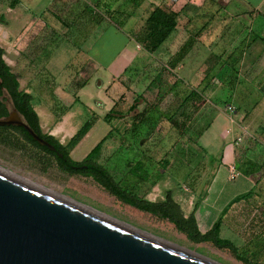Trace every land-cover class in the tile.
I'll return each instance as SVG.
<instances>
[{"label":"trees","instance_id":"1","mask_svg":"<svg viewBox=\"0 0 264 264\" xmlns=\"http://www.w3.org/2000/svg\"><path fill=\"white\" fill-rule=\"evenodd\" d=\"M12 1V9H15L19 0ZM68 3L69 1L63 4L64 10L54 9L53 11L55 18L67 31L71 30V27L76 23V21L70 20ZM77 5L78 9H81L79 10L80 15L84 16L85 20L87 19V24L99 25L106 18L114 21L113 13L109 10L108 16L105 13L102 14L99 5L93 0H77ZM130 16L128 15L127 18ZM180 16V12L170 8L155 7L147 18L143 29L134 35V40L148 54L159 55L164 45L177 31ZM84 18H80L77 25H81ZM5 22V15H0V25ZM116 25L121 28L123 24L116 23ZM86 29V32L82 31L79 34L81 40H88L92 36V31H88V27ZM5 54V49L0 46V119L7 118L10 114L5 100L2 99V96L7 94L8 99L13 101L14 108L26 123L40 137L55 146L64 157L59 158L57 153L40 146L25 129L17 127H0V147L27 156L44 173L57 167L60 172L70 177L90 178L124 204L173 224L177 230L187 235L195 243H212L220 249L228 250L243 264H264V241L260 240L259 236L254 241H245L242 247L220 238L225 218L229 211L238 204H252L253 207L238 211L243 216V220L240 221V230L245 233L247 228L249 230L253 228L246 226L247 223L249 225L254 223L259 227L257 229H260L263 222L261 217L249 221L248 216L256 211L264 213V208L258 203V199H262L264 202V198L255 188L234 198L208 232H201L196 219V212L208 194L205 186L209 185L212 178L208 173L204 174L208 170L206 162L210 156L201 139L212 127L218 114L216 105L213 103V96L219 88V83L214 81L215 77L206 78L200 88L185 85L181 79L176 78L170 88L165 89L163 83L165 75L170 74V69L175 70L177 65L172 64L166 67L159 61L150 64L141 80L137 82L138 88H141L143 83H147V87L141 92H135L133 105L128 112L137 111L141 102L146 104L145 110L129 118L128 115L118 112L114 107L104 117L105 122L112 125L111 131L83 161H76L71 156L72 152L91 132L99 117L93 114V117L83 124L66 145H63L56 137L45 134L41 127L40 116L33 104L34 96L21 88L20 77L5 61ZM229 68L233 71L239 69L235 66ZM209 69L212 72L217 69V66H210ZM226 84L229 86V82ZM85 86L86 81L78 86L74 93L75 97ZM170 93L175 97L172 109L161 111L160 105L165 100V95ZM78 101L79 99L76 97V102ZM209 103L213 104L215 109H211L208 106ZM118 121H124V124L129 122V124L120 129L116 125ZM166 122L170 123L171 127L179 133V141L174 145L177 152L173 156L176 160V167L170 158L155 164L153 158L149 157L144 149L145 141L150 140L159 127L161 128ZM116 139L120 140L121 145L115 154H128L129 156L125 160L128 168L125 173L118 168L117 163L112 162V158L107 160L106 164L101 162L106 144L114 142ZM200 153L204 155L200 161L196 162ZM170 154L172 155L173 152H170L168 156ZM236 168L239 174L247 177L262 175L264 172V127L254 137V146L248 147L242 152ZM179 170L184 172V182L194 194H198L193 212L189 215L185 214L182 206L176 200L177 192L172 189L164 190L162 198L158 201H151L148 198V194L154 188L169 177H174V173ZM263 177L264 173L257 182L258 185L261 184ZM175 178L174 180L177 181L178 179Z\"/></svg>","mask_w":264,"mask_h":264},{"label":"rangeland","instance_id":"2","mask_svg":"<svg viewBox=\"0 0 264 264\" xmlns=\"http://www.w3.org/2000/svg\"><path fill=\"white\" fill-rule=\"evenodd\" d=\"M12 2V0H0V15H5L6 17V22L0 25V46L6 51L5 61L12 71L19 75L21 88L34 96L33 104L40 116L43 132L56 137L63 145H66L83 124L93 117V114H90L84 105L94 106V101L89 99L86 92L81 93L82 102H77L73 105V101L76 99L74 93L78 86L86 81L85 78L90 77V71L94 72L93 66H90V68L85 69L81 73L83 59L84 61L87 59L90 63H93L90 59H97L103 63L115 59L124 49L126 42L124 37H127L129 33L128 27L122 25L120 28L122 33L120 32V34H116L114 29L110 28L106 32L100 33L99 36L91 38L86 45L89 48L87 50V58L84 57L85 54L76 56L77 54L74 52L73 47L75 45H84V43L79 39L71 43L72 38L68 34L67 29L63 27L53 14L56 7L51 4L45 11H39L37 3L25 2L24 5H21L19 1L16 8L12 9ZM40 3L44 4L43 2ZM83 52L86 53V49ZM115 70L117 69L112 70V74H115ZM131 75L134 76L133 74ZM132 76L130 77L134 78ZM165 76L163 83L165 89H169L177 76L176 74H166ZM98 79L99 75H96L89 81L86 87L87 92L98 93ZM185 85L187 84L185 83ZM146 87L147 83H143L141 88L129 89L128 98L121 97L118 99L115 108L117 107L120 113L128 115L129 118H132L139 111L145 110L147 106L141 102L138 111L128 112L133 105L135 92H141ZM174 101V95L171 93L166 94L165 100L160 105L161 111L165 112L172 109ZM213 103H215L218 112L225 109L228 114L227 104L230 103L229 98H214ZM208 106L211 109H215L213 104ZM111 108H109V111H111ZM10 109L13 111L12 107ZM97 111L96 115L99 119L96 124L88 137L72 152L71 156L76 161H83L112 129V125L104 120L108 112L100 107L99 109L97 107ZM248 118L249 116L244 113H236L232 116L235 123L242 127L248 126L249 122L256 126L255 119L253 121ZM235 123L229 118L225 120L221 116H216L212 123V129H209L201 139L202 144L207 147L210 156V159L206 162L208 170L204 174L208 173L209 176H212L209 185L205 186L207 191L210 189L206 198L213 194V188L217 187L222 177L227 181V184L234 183L229 173L223 176L226 172L221 164L222 150L224 148L222 141L224 140L219 134L220 129L226 125L229 133H232ZM127 124H124V121L116 122L117 127L120 129ZM248 129V133L243 134L242 138H244V141L240 143V148L237 146L240 151L241 149L244 151L248 147L254 146L256 134L253 128L250 127ZM231 139L232 137L230 136L227 141ZM177 141H179V133L175 128L171 127L170 123L166 122L161 128L159 127L150 140L145 141L144 149L147 151V155L153 158L155 164L170 158L176 167V160L173 156L177 152L174 149ZM120 145L121 142L118 139L107 143L101 162L106 164L107 160L112 158V162L117 163L118 168L125 173L128 171L125 160L129 156L128 154H115ZM193 149H196V147H193ZM170 152H173V154L168 156ZM203 155V153H200L196 162L200 161ZM1 167L25 180L73 199L114 219L166 241L196 251L219 264H243L228 250L220 249L209 242L195 243L187 235L177 230L173 224L124 204L107 193L90 178L81 176L70 177L60 172L57 167L44 173L27 156L2 147H0ZM174 177L178 180H174ZM174 177H169L165 182L160 183L148 194V198L151 201H158L162 198L164 190L172 189L177 192L176 200L182 206L185 214H187L194 209L198 194H194L184 182V172L182 170L175 172ZM261 195L264 196V193ZM261 202L262 199H258V203L260 204ZM218 218L219 215L216 220ZM234 237L229 229L222 228L220 233L222 240H229L238 247H242L244 242L236 241Z\"/></svg>","mask_w":264,"mask_h":264},{"label":"crops","instance_id":"3","mask_svg":"<svg viewBox=\"0 0 264 264\" xmlns=\"http://www.w3.org/2000/svg\"><path fill=\"white\" fill-rule=\"evenodd\" d=\"M19 1L21 5L25 2L37 3L39 11H45L51 4L56 7V10H64L63 4L69 1L68 15L71 21H76L71 30L67 31L72 38L71 43L81 40L79 34L82 31L86 32L87 27L88 31H92V36L88 40H81L84 45L73 47L76 56L85 54L84 57L87 58L88 41L99 36L100 33L110 28H113L116 34L122 33L116 23H122L128 27L129 33L127 37H124L126 40L124 49L115 59L107 63L97 59H90L93 62L90 63L87 59L85 61L83 59L81 73L90 66H93L94 72L90 71V77L85 78L86 86L78 92L76 97L81 103V93L86 92L89 99L94 101V106L84 104L90 114H97V107L109 112V108L112 107V110L117 105L118 99L128 98V90L137 87V82L146 73L147 67L159 61L166 67L176 64L175 70L170 69V75L176 74L177 78L193 88H200L206 78L215 77L214 81L219 83V88L213 99L227 97L230 99L227 106L236 107V113L248 115L249 120L255 119L256 126L250 122L244 127L235 123L232 133L227 130V125L220 129L219 135L224 140L221 164L226 171L223 176L228 173L230 175V167L238 164L243 150H238L237 146L240 148V143L244 141L243 134L248 133V128H253L254 133L257 134L264 127V0H93L99 5L102 14L105 13L108 16L110 10L115 21L106 18L99 25L87 24V19L85 20L79 13L81 9H78L77 0ZM159 6L180 12L181 16L177 31L164 45L159 55L153 56L144 51L134 40V35L143 29L150 13ZM128 15H131L130 18H127ZM82 17L84 22L77 25ZM85 49L86 53L83 52ZM210 66H217V69L211 72ZM230 66L239 69L233 71L229 68ZM115 68L117 70L115 74H112ZM96 75H99L98 93L93 94L87 92L86 87ZM226 82H229V86ZM76 103L74 99L73 105ZM219 116L225 120L231 119L225 109L218 112L217 117ZM230 136L232 139L227 141ZM262 175L247 177L239 174L233 184H227L222 177L217 187L213 188V194L203 201L196 212L201 232L206 233L211 230L218 215L220 217L237 196L254 188L261 194L264 193V177L261 184H257ZM259 205L264 208V202ZM244 208L253 207L252 204L234 206L225 218L222 228L229 229L236 241L244 243L254 241L258 236L264 241V213L256 211L248 215L249 221L261 217L263 222L259 230L254 223L246 224L254 230L247 228L245 233L240 230V221L243 220V216L238 211ZM191 212L193 209L186 215Z\"/></svg>","mask_w":264,"mask_h":264},{"label":"water","instance_id":"4","mask_svg":"<svg viewBox=\"0 0 264 264\" xmlns=\"http://www.w3.org/2000/svg\"><path fill=\"white\" fill-rule=\"evenodd\" d=\"M40 137L15 109L0 127ZM0 264H219L0 169Z\"/></svg>","mask_w":264,"mask_h":264},{"label":"built area","instance_id":"5","mask_svg":"<svg viewBox=\"0 0 264 264\" xmlns=\"http://www.w3.org/2000/svg\"><path fill=\"white\" fill-rule=\"evenodd\" d=\"M227 112L230 115L232 122L235 123V121L232 119V116L234 114H236V107H234L232 105H228L227 106ZM239 141H241V140H239ZM238 176H239V173L237 171L236 166L234 165V166L230 167V178H231V180L235 181L238 178Z\"/></svg>","mask_w":264,"mask_h":264},{"label":"flooded vegetation","instance_id":"6","mask_svg":"<svg viewBox=\"0 0 264 264\" xmlns=\"http://www.w3.org/2000/svg\"><path fill=\"white\" fill-rule=\"evenodd\" d=\"M2 99H4L5 101V104H6V106H7V108L10 110V114H11V112H13L14 110H15V108H14V104H13V101L11 100V99H8V97H7V94H4L3 96H2ZM12 107V110L13 111H11V108ZM9 114V115H10ZM9 117V116H8ZM23 118V117H22ZM23 120H24V122H26L25 121V119L23 118ZM12 127V126H11ZM18 128V127H17Z\"/></svg>","mask_w":264,"mask_h":264},{"label":"bare ground","instance_id":"7","mask_svg":"<svg viewBox=\"0 0 264 264\" xmlns=\"http://www.w3.org/2000/svg\"><path fill=\"white\" fill-rule=\"evenodd\" d=\"M0 169H3L2 167ZM30 182V181H29Z\"/></svg>","mask_w":264,"mask_h":264}]
</instances>
